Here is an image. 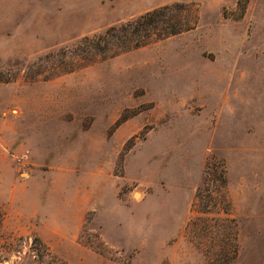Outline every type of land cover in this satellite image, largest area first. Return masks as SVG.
Segmentation results:
<instances>
[{"label":"rangeland","instance_id":"1","mask_svg":"<svg viewBox=\"0 0 264 264\" xmlns=\"http://www.w3.org/2000/svg\"><path fill=\"white\" fill-rule=\"evenodd\" d=\"M237 1L0 0V264H264V0ZM172 3L193 29L77 49Z\"/></svg>","mask_w":264,"mask_h":264},{"label":"trees","instance_id":"2","mask_svg":"<svg viewBox=\"0 0 264 264\" xmlns=\"http://www.w3.org/2000/svg\"><path fill=\"white\" fill-rule=\"evenodd\" d=\"M246 2L247 0H238L237 7L244 8ZM196 24L197 15L189 5L172 3L148 11L120 26L111 27L104 34L85 37L77 49L85 54L83 59L87 63H92L97 58H112L123 52L189 31ZM75 68L77 67H68L66 70L71 71ZM219 180L224 187L226 178L223 173L219 175ZM197 196L201 198L199 193ZM1 218L0 214V221Z\"/></svg>","mask_w":264,"mask_h":264}]
</instances>
